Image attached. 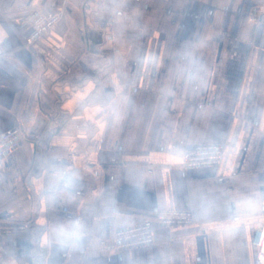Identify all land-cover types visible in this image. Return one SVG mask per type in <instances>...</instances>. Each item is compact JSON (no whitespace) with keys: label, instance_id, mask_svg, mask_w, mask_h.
Returning a JSON list of instances; mask_svg holds the SVG:
<instances>
[{"label":"crops","instance_id":"0c3cea01","mask_svg":"<svg viewBox=\"0 0 264 264\" xmlns=\"http://www.w3.org/2000/svg\"><path fill=\"white\" fill-rule=\"evenodd\" d=\"M38 10L61 18L30 44ZM15 127L0 264H255L264 0H0V135ZM207 143L221 162L186 167ZM168 209L193 223L158 227ZM145 223L153 244L113 249Z\"/></svg>","mask_w":264,"mask_h":264},{"label":"built area","instance_id":"2783aa9c","mask_svg":"<svg viewBox=\"0 0 264 264\" xmlns=\"http://www.w3.org/2000/svg\"><path fill=\"white\" fill-rule=\"evenodd\" d=\"M60 18L61 13L56 11H35L31 16L32 30L27 38V43H33L56 27ZM26 137L25 132L19 127L2 133L0 135V160L13 153L26 140ZM224 152V144L197 145L184 153V165L186 167L216 166L221 162ZM193 219V214L189 210H162L157 215V226L162 228L184 226L192 224ZM157 226L153 223H145L118 229L113 236V249L123 251L153 244ZM255 244L258 249L255 264H264V223L257 230Z\"/></svg>","mask_w":264,"mask_h":264}]
</instances>
